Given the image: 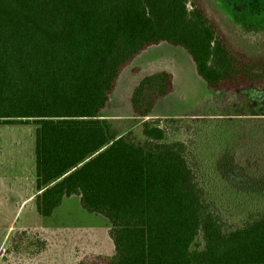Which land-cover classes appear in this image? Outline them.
Listing matches in <instances>:
<instances>
[{"label":"trees","instance_id":"trees-1","mask_svg":"<svg viewBox=\"0 0 264 264\" xmlns=\"http://www.w3.org/2000/svg\"><path fill=\"white\" fill-rule=\"evenodd\" d=\"M209 8L206 0H0V123L38 124L36 210L49 217L77 195L110 224L115 253L77 264H264V205L229 227L190 139L170 140L181 128L191 134L196 116L147 119L144 140L100 118L123 70L162 43L184 49L223 103L264 90V47L235 49ZM173 91L169 71L144 77L134 115L149 116ZM31 242L46 246L37 233Z\"/></svg>","mask_w":264,"mask_h":264},{"label":"rangeland","instance_id":"rangeland-1","mask_svg":"<svg viewBox=\"0 0 264 264\" xmlns=\"http://www.w3.org/2000/svg\"><path fill=\"white\" fill-rule=\"evenodd\" d=\"M206 2L235 49H263L264 0ZM163 70L172 73L174 91L160 99L149 116H135L131 105L135 87L144 77ZM245 98L229 103L216 99L188 53L162 43L144 51L123 70L100 118L110 120L122 134L144 140L142 128L147 119L161 118L164 125L168 117L190 120L196 116L191 134L181 128L170 134V140L190 139L210 197L229 227L238 228L264 205V90L249 91ZM34 121L0 123V264H77L86 255H113L107 218L85 210L78 196L64 199L49 217L37 212L38 124ZM23 167L31 171L32 178V199L24 204L22 194L15 191L22 186L11 184L14 170ZM21 231L29 232L26 238L20 236ZM36 233L46 241L43 249L31 242ZM197 242L202 245L200 236Z\"/></svg>","mask_w":264,"mask_h":264},{"label":"crops","instance_id":"crops-1","mask_svg":"<svg viewBox=\"0 0 264 264\" xmlns=\"http://www.w3.org/2000/svg\"><path fill=\"white\" fill-rule=\"evenodd\" d=\"M21 169H19V171L14 170L15 173H13L11 184L14 186H17V187L22 186V187L15 188V191L22 194V196L24 197L22 199V204H24L26 201L30 202L32 199L31 198L32 197L31 196V185H30L32 183V178H31V171H26V169L24 167L22 170ZM35 170H36V167H35ZM36 190H37V187H36ZM36 194H35V196H36ZM75 196H77V195H75ZM78 197L80 199V196H78ZM66 198L67 197H65L64 199H66ZM22 204H21V206H22Z\"/></svg>","mask_w":264,"mask_h":264}]
</instances>
